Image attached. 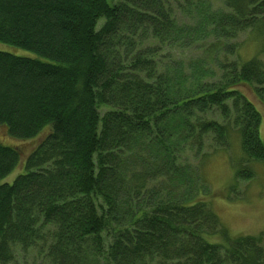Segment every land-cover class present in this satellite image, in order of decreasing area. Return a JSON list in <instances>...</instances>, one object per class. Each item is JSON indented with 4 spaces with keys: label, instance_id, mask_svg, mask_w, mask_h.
I'll list each match as a JSON object with an SVG mask.
<instances>
[{
    "label": "trees",
    "instance_id": "16d2710c",
    "mask_svg": "<svg viewBox=\"0 0 264 264\" xmlns=\"http://www.w3.org/2000/svg\"><path fill=\"white\" fill-rule=\"evenodd\" d=\"M0 43L34 54L0 49V126L41 139L0 184V264H264L190 159L237 134V178L264 161V0H0ZM22 157L0 141V179Z\"/></svg>",
    "mask_w": 264,
    "mask_h": 264
},
{
    "label": "rangeland",
    "instance_id": "374dc122",
    "mask_svg": "<svg viewBox=\"0 0 264 264\" xmlns=\"http://www.w3.org/2000/svg\"><path fill=\"white\" fill-rule=\"evenodd\" d=\"M103 22L105 20L102 19L99 22V26ZM252 36V33L245 32L240 37V41H246L241 50L244 58H250L257 52L256 43L250 39ZM0 49L21 55L34 56L29 51L4 43H0ZM262 58L264 59V56ZM242 89L262 114L260 136L264 141V103L255 93L252 86L243 85ZM105 109L103 107L102 110ZM34 138V140L21 141L11 137L6 128L0 126V141L10 146L22 145L23 149V157L20 163L8 176L0 179V184L12 183L18 175L27 171L26 161L28 154L41 140L38 136ZM231 149L229 151H232V153L219 151L204 160L195 155H192L190 159L193 163L200 165L201 175L205 182V190L203 192L230 233L234 236L259 234L264 231V161L251 163L255 172L253 178L238 179L236 170L240 166L239 163L242 161L244 153L237 134H234V142ZM207 150H210V148ZM212 239L219 240L220 238L212 237Z\"/></svg>",
    "mask_w": 264,
    "mask_h": 264
}]
</instances>
